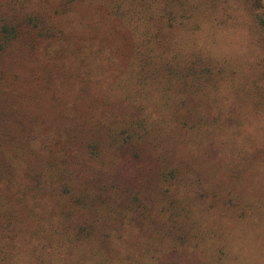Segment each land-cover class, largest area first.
<instances>
[{"label":"rangeland","instance_id":"374dc122","mask_svg":"<svg viewBox=\"0 0 264 264\" xmlns=\"http://www.w3.org/2000/svg\"><path fill=\"white\" fill-rule=\"evenodd\" d=\"M186 1L184 95L125 83L110 0H0L50 29L0 58V264H264V0Z\"/></svg>","mask_w":264,"mask_h":264},{"label":"trees","instance_id":"16d2710c","mask_svg":"<svg viewBox=\"0 0 264 264\" xmlns=\"http://www.w3.org/2000/svg\"><path fill=\"white\" fill-rule=\"evenodd\" d=\"M126 2L128 5L125 8L124 3ZM176 7H178L177 11L174 9ZM163 8L168 9L164 19ZM189 9H191V5L186 0H110V3L104 5L105 12L125 26L127 37L129 32L131 35L128 38L130 43L126 44L129 47L127 62L129 65L131 61L133 63L136 61L137 67L130 69L125 83H130L134 77L138 82L145 81L148 76H160L163 73L161 76L167 83L165 90L168 91L171 89L169 86L173 84L174 76H176L173 67L178 66L181 71L179 80L185 85L184 92L181 91V93L189 94L187 88L191 91L189 83L195 75L194 67L179 66L181 65L180 59L173 52L178 45L174 38L172 40L174 34L182 32L185 28L182 25H185L189 18L188 14L183 17L179 16V12ZM258 23L264 39V18L259 17ZM39 29L41 33H37ZM33 32L36 36L50 37V29L46 26L42 12L26 13L20 16L12 15L11 17L0 16V58L10 44L23 35H31ZM155 49L160 53L154 52ZM186 78L189 79V83ZM123 89L120 91V96L117 95L121 99H124L121 96H125V88L123 87ZM92 149L93 147L90 146V150ZM85 234V228H80L76 234H72L66 225H58L51 234L53 238L49 241L55 243L66 241L71 245L82 242V236ZM56 252H60V250L56 249Z\"/></svg>","mask_w":264,"mask_h":264}]
</instances>
